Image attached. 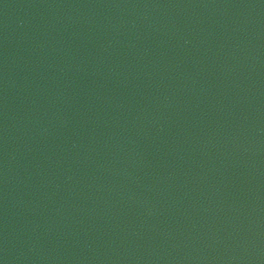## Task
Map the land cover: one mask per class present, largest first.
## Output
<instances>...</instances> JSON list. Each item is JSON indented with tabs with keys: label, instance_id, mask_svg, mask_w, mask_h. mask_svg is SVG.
Segmentation results:
<instances>
[{
	"label": "water",
	"instance_id": "95a60500",
	"mask_svg": "<svg viewBox=\"0 0 264 264\" xmlns=\"http://www.w3.org/2000/svg\"><path fill=\"white\" fill-rule=\"evenodd\" d=\"M0 264H264V0H0Z\"/></svg>",
	"mask_w": 264,
	"mask_h": 264
}]
</instances>
